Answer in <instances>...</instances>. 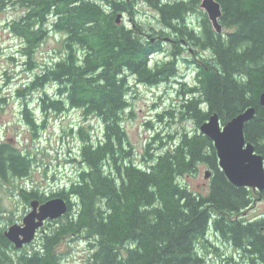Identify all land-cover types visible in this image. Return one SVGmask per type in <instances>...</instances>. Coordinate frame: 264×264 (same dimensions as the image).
Masks as SVG:
<instances>
[{
  "label": "trees",
  "instance_id": "trees-1",
  "mask_svg": "<svg viewBox=\"0 0 264 264\" xmlns=\"http://www.w3.org/2000/svg\"><path fill=\"white\" fill-rule=\"evenodd\" d=\"M135 1L155 8L163 28L173 34L170 60L150 65L152 55L164 51L162 36L169 34L164 29L146 34L133 19L128 25L116 22L118 11L134 12ZM217 1L219 21L226 29L220 34L200 8L201 0H0V11L11 5L23 10L7 26L23 40L21 51L29 65L47 31L63 35L62 54L18 93L51 81L56 95L41 98L42 110L79 108L103 124L97 142L85 136L75 181L50 196L21 189L25 201L63 197L68 210L49 220L52 226L42 231L32 250L13 257L0 228V264H58L56 246L68 236L87 241V264H238L232 257L210 263L201 254L196 244L206 239L210 228L246 263L264 264V216L241 217L256 195L264 197V190L233 185L218 166L211 139L198 130L215 112L224 124L252 106L255 115L243 133L264 159V107L259 103L264 89V0ZM192 11L201 13V19L189 29L185 19ZM182 41L209 52L188 61L194 66L192 82L180 80L177 91L180 118L196 128L182 130L158 154L150 152L148 143L143 155L147 163L139 166L131 160L121 124L128 107L127 75L152 85L176 76L172 57L180 53ZM23 115L32 131L44 127L45 120L37 125L26 107ZM31 161L22 149L0 143L4 181L8 175H27ZM200 163L211 169L206 194L179 181Z\"/></svg>",
  "mask_w": 264,
  "mask_h": 264
},
{
  "label": "rangeland",
  "instance_id": "rangeland-1",
  "mask_svg": "<svg viewBox=\"0 0 264 264\" xmlns=\"http://www.w3.org/2000/svg\"><path fill=\"white\" fill-rule=\"evenodd\" d=\"M133 11L131 15L118 11L123 13V24L128 25L133 19L146 34L163 29L169 33L162 36L164 51L152 55L150 65H154L156 61L170 60L174 43L168 40L173 39V34L159 22L157 10L146 2L135 1ZM22 14L21 8L12 5L0 11V143L7 142L22 149L30 155L32 161L28 174L24 177L8 175L5 181L0 178V228L4 229L10 224L21 223L23 216L30 209V200L25 201L21 195L22 188L28 191L34 189L44 196L66 188L70 182L76 180L81 168L79 151L85 136L88 135L93 142H97L103 133L101 120L95 115L84 116L79 108H65L60 112L42 110L41 98H54L56 95V86L51 81H46L23 95L18 93V89L30 85L35 75L43 72L45 67L63 52V35L49 30L31 54L33 63H30L32 66L29 65L28 58L21 51L23 40L11 33L7 26L12 19H17ZM200 19L201 13L192 11L186 15L185 23L189 29L191 26L196 28ZM223 32H226V29L223 28ZM189 48H193V54ZM200 54L209 56L207 50L185 43L184 50L181 49L179 54L172 57L175 61L176 76L153 85L140 83L134 75L128 73V107L122 113L121 124L131 146V160L139 166L147 163L143 155L148 143L152 146L150 152L158 154L169 146L182 130H195L193 123L181 119L178 114L180 98L177 91L180 80L192 82L194 66L188 61L197 59ZM24 107L32 111L37 125L45 120L44 127L32 131L24 118ZM206 169L211 171L207 165L200 163L194 173L179 177V181L192 191L206 194L211 178L204 177ZM260 216H264V197L256 195L241 217L248 219ZM51 226L50 221L44 223L31 243L22 249H14L11 246L8 253L13 257L25 251L29 252L33 248L32 245L39 244L42 231L46 232ZM196 245L210 263L222 257H232L238 264H248L239 251L217 235L212 228L208 230L206 239ZM56 252L58 264H87L90 254L87 241L70 236L62 239L56 246Z\"/></svg>",
  "mask_w": 264,
  "mask_h": 264
},
{
  "label": "water",
  "instance_id": "water-1",
  "mask_svg": "<svg viewBox=\"0 0 264 264\" xmlns=\"http://www.w3.org/2000/svg\"><path fill=\"white\" fill-rule=\"evenodd\" d=\"M200 8L206 13L212 28L216 33H222L223 27L219 21L222 15L220 3L217 0H201ZM122 12L116 14V22H120ZM259 103L264 107V89L259 95ZM255 115V108L248 107L222 124L215 112L198 127L199 132L209 137L216 151L217 162L226 178L237 187H247L253 190H264V159L255 151L254 145L247 142L243 128L247 121ZM211 171L206 169L204 177H210ZM68 210L67 200L60 196L50 197L43 202L37 198L30 201V210L23 216L20 224L13 223L3 235L22 248L30 243L37 231L47 220H55Z\"/></svg>",
  "mask_w": 264,
  "mask_h": 264
},
{
  "label": "flooded vegetation",
  "instance_id": "flooded-vegetation-1",
  "mask_svg": "<svg viewBox=\"0 0 264 264\" xmlns=\"http://www.w3.org/2000/svg\"><path fill=\"white\" fill-rule=\"evenodd\" d=\"M168 41H169V40H168ZM182 42H183V45H182L183 48H182V49L184 50V44H185V42H184V41H182ZM189 51H190L191 54L194 53L193 48H189ZM31 200H32V199H31ZM31 200H30V201H31ZM38 200H39V199H38ZM45 200H46V199H45ZM45 200H39V202H43V201H45ZM29 204H30V202H29ZM29 210H30V209H29ZM48 221H49V220L45 221L44 223H46V222H48ZM18 224H20V223H18ZM10 225H11V224H10ZM43 225H44V224H43ZM5 229H6V228H5ZM39 230H40V229H39ZM39 230H38V231H39ZM38 231H37V232H38ZM36 235H37V234H36ZM10 243H11V242H10ZM30 243H31V242H30ZM28 244H29V243H28ZM26 245H27V244H25L24 246H26ZM10 246H12L14 249H17V248L14 247V244H13V243H11ZM24 246H23V247H24ZM23 247H22V248H23ZM22 248H20V249H22Z\"/></svg>",
  "mask_w": 264,
  "mask_h": 264
}]
</instances>
